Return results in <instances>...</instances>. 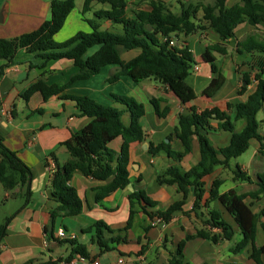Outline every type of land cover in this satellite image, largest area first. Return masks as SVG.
<instances>
[{"label": "crops", "instance_id": "1", "mask_svg": "<svg viewBox=\"0 0 264 264\" xmlns=\"http://www.w3.org/2000/svg\"><path fill=\"white\" fill-rule=\"evenodd\" d=\"M50 1L1 0L0 39L21 38L37 30L44 21L51 18ZM198 1L195 4L188 1L186 5H201L202 1L208 0ZM239 1L229 0L228 6L231 7ZM84 3L85 0H75V9L60 32L70 20H73L72 23L76 22L77 17H73V14L81 12ZM99 9H108V6L92 2L90 11L85 14L94 19L93 13ZM139 9L148 10L150 5L139 3L132 8L129 3L128 13L132 15L133 11ZM198 18H201V13ZM98 23L103 30L112 27L109 21ZM89 31H92L91 27ZM78 32L82 31L76 33ZM59 33L55 35L54 41ZM250 37L255 41L264 42V28L253 27L245 22L235 29L234 38L227 41H222L219 34L210 27L189 36L182 34L173 39L177 44L186 43L194 58L187 83L195 91L196 99L187 104L181 103L167 86L150 79L136 83L129 76L121 75L115 82H111L110 78L119 69L116 65L103 68L99 74L87 80L73 83L65 92L47 101L43 100L40 93H35L25 100V92L38 81L42 80L49 86L65 84L78 72V68L69 59L51 60L43 67L36 55L29 54L25 47L19 48L12 63L0 60V136L4 145L16 153L32 172V194L26 206L24 188L18 186V191L9 192L0 182L4 190L0 200L3 199L5 205L15 204V200H23L17 208L14 206L6 212L2 211L4 214L0 219V226L9 218L10 221L0 239V264H66V258L71 254L73 246L68 241L57 240L51 236L59 229L74 234V241L84 246L89 254L83 260H76L75 264H93L97 261L100 264H167L171 254L187 237L190 239L182 249L186 264H258L251 257V245L239 252L234 250L242 240V235L232 215L217 200L210 199V190L214 181L221 180L220 194L230 190L239 195L257 191L259 178H264V155L259 154V142L251 140L249 149L243 155L231 160L227 167H216L213 173L204 179L203 194L196 208L192 188L185 195L176 186L159 184L158 176L173 165L183 171L195 167L200 161L198 139H193L192 152L179 163L164 153L152 156L148 151L150 144L158 146L168 143V138L172 139V151H183L175 136V127L181 115H191L192 112L201 114L205 110L219 109L231 117L234 116V110H229L227 104L237 105L245 102L257 88L254 76L258 68L264 69L263 54L239 52V43H244ZM217 44H220L225 52L211 49V46ZM96 50L98 47L90 50L89 55ZM205 52L214 59L225 78L222 88L212 97L203 94L214 78L211 65L203 59ZM139 53L138 50L123 52L122 59L129 61ZM244 75H247L248 82L243 80ZM71 95L87 96L102 105L118 108L124 107L115 103L112 95L126 96L134 100L139 106V122L145 132V139L131 144L130 184L125 189L97 203L94 189L104 183L76 172L70 185L82 197L83 211L76 217L60 216L53 222L51 211L57 203L52 195L51 175L57 170L56 160L61 164L70 160V154L63 143L90 121L89 118L78 115L75 101L65 98ZM151 99L160 100V113L167 110L163 117L157 114ZM257 119L260 122L259 131L264 134V109L258 113ZM123 120L128 124L129 115L125 114ZM211 125L216 128L218 123L211 122ZM243 127L244 121L236 122L238 131ZM207 136L216 149L227 147L231 141V133L217 128L210 130ZM121 144L122 140L118 138L109 146L119 151ZM237 168L250 180L235 179L234 171ZM138 190L143 191L155 204V207L148 208V211H165L181 201L184 205L173 214L170 222H153L138 202L131 204L129 201V195ZM245 203L253 213H259L264 208V195H260L258 199L247 197ZM131 208L134 218L132 224L127 227ZM213 213L219 214L220 219L229 225V231L233 234L230 239L223 238L222 229L212 225ZM97 222L104 223L112 231L103 232V237L110 247L108 251H101L97 242L92 240L95 235L92 227ZM199 230L219 235L218 242L196 237ZM263 244L264 235L259 229L256 246L261 247ZM78 256L81 255H75ZM259 260L260 264H264V255H260Z\"/></svg>", "mask_w": 264, "mask_h": 264}, {"label": "trees", "instance_id": "2", "mask_svg": "<svg viewBox=\"0 0 264 264\" xmlns=\"http://www.w3.org/2000/svg\"><path fill=\"white\" fill-rule=\"evenodd\" d=\"M92 2L107 5L108 9L96 10L93 13L94 19L86 20L92 29L90 33L78 32L68 41L56 43L54 37L64 27L68 16L75 9V0H51V18L44 21L37 30L21 38L0 39V60H6L8 63L13 62L20 47H25L29 54L36 55L43 67L51 60L69 59L78 68V72L65 84L49 86L42 80L38 81L25 92L23 96L25 100L35 93H40L43 100L47 101L65 92L73 83L87 80L99 74L103 68L116 65L119 69L110 78L111 82H115L121 75L129 76L136 83L150 79L167 86L181 103L187 104L196 99L195 91L187 83L194 64L193 54L186 43L171 46L170 40L182 34L189 36L210 27L219 34L222 41H227L234 38L235 29L245 22L253 27L264 28V0H240L231 7L228 6L229 0H213L211 3L201 5H185L179 1L181 5L179 13L171 11L160 0H152L149 4L150 9H139L133 11L132 15L128 13L127 0H85L83 14L90 11ZM200 13L201 18H198ZM98 21L111 22V29H101ZM239 46L241 47L239 52H258L264 55V42L255 41L253 37L239 43ZM97 47L98 50L89 55V51ZM211 49L225 52L220 44L211 46ZM133 50L140 53L135 58L124 61L122 53ZM203 59L211 65L214 74L212 82L203 94L212 97L222 88L225 78L207 52L203 54ZM254 77L257 81L255 92L243 103L227 104L229 110H234L233 117L219 109L179 116L175 136L183 147L182 152L170 149L171 138H168V143L149 146L148 151L152 156L164 153L179 163L192 152L193 139L195 137L198 139L200 161L195 167L183 171L173 165L158 176L159 184L176 186L185 195L192 188L196 199L194 208L198 206L202 197L204 179L211 175L216 167H227L231 160L243 155L249 149L251 140L259 142V154L264 155V134L259 131L260 122L257 119L258 113L264 109V69L258 68ZM243 80L248 82L247 75L243 76ZM65 98L75 101L79 110L78 115L89 118L90 121L63 143L70 154V160L61 164L55 159L57 170L51 175L52 195L57 203L51 211L53 222L60 216L76 217L83 211L84 201L70 185L76 172L104 183L94 189L97 203L125 189L130 184L131 144L145 139V132L139 122V106L134 100L126 96L112 95L114 102L124 107L118 108L102 105L87 96L71 95ZM159 101L151 99L157 114L163 117L167 110L159 112ZM125 114L129 115L128 124L123 120ZM237 121H244V127L240 131L236 129ZM211 122L218 123L217 129L231 133V141L227 147L216 149L211 144L207 134L210 130L216 129L212 127ZM118 138H121L122 144L119 151H115L109 145ZM0 156L1 184L7 191L18 186L24 188L26 206L32 194L31 170L16 153L4 145L1 136ZM234 172L235 179L250 180L240 168ZM259 179L258 190L245 195H239L234 190L220 194L221 180L214 181L210 190V199L217 200L232 215L242 235V240L234 250L239 252L247 245H251V257L258 264L261 263L259 256L264 255V244L261 247L256 246L258 230L261 229L264 235V208L259 213H253L245 199L247 197L258 199L260 195H264V178ZM129 201L131 204L134 201L138 202L153 222L158 219L164 223L170 222L173 214L184 205L181 201L165 211H148V208H154L155 204L141 190L130 194ZM212 216V225L222 229L223 238L230 239L233 234L229 231V225L220 219L219 214L213 213ZM133 218L134 211L131 208L127 227L132 224ZM9 221L10 218L0 226V239ZM92 229L95 230L92 240L97 242L101 251L110 250L103 237L104 230L112 232L108 226L97 222ZM51 236L54 238V234ZM195 236L214 243L219 240V235L203 230H199ZM189 239L190 237H187L178 245L167 264H186L182 249ZM68 242L73 249L66 258L67 262L77 254L84 258L89 256L84 246L75 241Z\"/></svg>", "mask_w": 264, "mask_h": 264}, {"label": "rangeland", "instance_id": "3", "mask_svg": "<svg viewBox=\"0 0 264 264\" xmlns=\"http://www.w3.org/2000/svg\"><path fill=\"white\" fill-rule=\"evenodd\" d=\"M128 1L130 3L131 7L134 8L137 5H139V3L148 5V4H150V2L152 0H128ZM160 1H162L171 11H173L175 13H179L180 12L181 5H180L179 1H182L185 5H186V3L188 1H192V2H194V4L199 2L198 0H160ZM212 1L213 0H208L207 2L202 1V3L203 4L204 3H211ZM82 13H83V9L81 10V12L77 11V12H75L73 14L74 15L73 17H77L76 22L72 23L73 20H70L67 23V26L64 28V30H62V32H60L56 36V38H55V42L56 43L61 44L63 42L68 41L69 39L74 37V35L77 34L76 32L79 31V30H81L84 33L90 32L89 31L90 25L85 20H89L91 18L89 17L88 14L83 15ZM106 106H109V105H106ZM0 160H1V156H0ZM16 188H18V187H15L13 190H10V191H18ZM1 194L2 195L4 194V190L2 189V187L0 185V195ZM18 199H20V198H18ZM21 201H23V200H21ZM21 201L18 200V202H17V200H15V204H7V205H5L6 204L5 201L3 199L0 200V219H2V217H3L2 214H4L2 211L6 212V211H8V209L13 208L14 206L17 208L22 203ZM19 202H20V204H19ZM3 205H4V208H3Z\"/></svg>", "mask_w": 264, "mask_h": 264}, {"label": "built area", "instance_id": "4", "mask_svg": "<svg viewBox=\"0 0 264 264\" xmlns=\"http://www.w3.org/2000/svg\"><path fill=\"white\" fill-rule=\"evenodd\" d=\"M164 41H166L165 38H162ZM177 43L175 42V40H170V45L174 46ZM197 69V68H196ZM154 222H160V220L156 219ZM54 238L57 240H61V241H74L76 239V236L72 233H67L64 229H59L55 235ZM83 260L84 257L83 256H78V257H74L72 260H70L69 262L65 261L66 264H75L76 260ZM121 262V261H120ZM93 264H100L99 261L94 262Z\"/></svg>", "mask_w": 264, "mask_h": 264}, {"label": "water", "instance_id": "5", "mask_svg": "<svg viewBox=\"0 0 264 264\" xmlns=\"http://www.w3.org/2000/svg\"><path fill=\"white\" fill-rule=\"evenodd\" d=\"M1 18V17H0Z\"/></svg>", "mask_w": 264, "mask_h": 264}]
</instances>
